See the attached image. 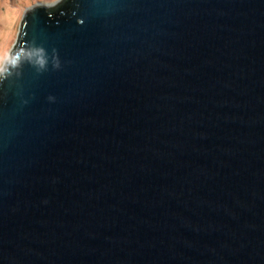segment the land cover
<instances>
[{
	"label": "water",
	"instance_id": "water-1",
	"mask_svg": "<svg viewBox=\"0 0 264 264\" xmlns=\"http://www.w3.org/2000/svg\"><path fill=\"white\" fill-rule=\"evenodd\" d=\"M0 264H264V0H58L0 69Z\"/></svg>",
	"mask_w": 264,
	"mask_h": 264
},
{
	"label": "rangeland",
	"instance_id": "rangeland-1",
	"mask_svg": "<svg viewBox=\"0 0 264 264\" xmlns=\"http://www.w3.org/2000/svg\"><path fill=\"white\" fill-rule=\"evenodd\" d=\"M58 0H0V69L16 41L26 11L34 5H53Z\"/></svg>",
	"mask_w": 264,
	"mask_h": 264
}]
</instances>
